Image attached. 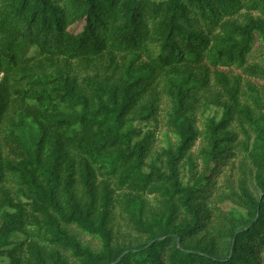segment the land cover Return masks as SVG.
Masks as SVG:
<instances>
[{"label":"trees","instance_id":"1","mask_svg":"<svg viewBox=\"0 0 264 264\" xmlns=\"http://www.w3.org/2000/svg\"><path fill=\"white\" fill-rule=\"evenodd\" d=\"M256 40L264 0H0V264H264Z\"/></svg>","mask_w":264,"mask_h":264},{"label":"rangeland","instance_id":"2","mask_svg":"<svg viewBox=\"0 0 264 264\" xmlns=\"http://www.w3.org/2000/svg\"><path fill=\"white\" fill-rule=\"evenodd\" d=\"M82 26V21H79L73 25L70 26V30L76 32L78 30H80ZM249 62H262L264 61V42L261 40H256L254 42L253 48L250 52L249 58H248ZM162 132V131H161ZM161 132L158 133V137L159 140L157 141V144H162L163 141V137L161 135ZM238 155L239 153L237 152V150H235V154L234 156H230L227 160V165L223 166V176L218 178L219 179V183H222L223 179H225V177H227L228 179H231L232 181L234 179H236L239 175V161H238ZM230 168H232V170H230ZM223 206L225 208H229L230 207V203L226 202L223 204ZM78 235L80 237V239L86 243H89L92 246H96L98 244L97 240L92 238L89 235H86L82 232H78Z\"/></svg>","mask_w":264,"mask_h":264}]
</instances>
